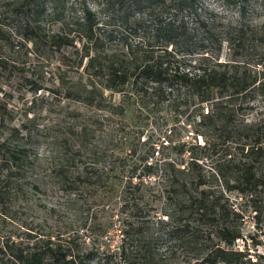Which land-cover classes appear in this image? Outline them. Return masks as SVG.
<instances>
[{
    "label": "trees",
    "instance_id": "16d2710c",
    "mask_svg": "<svg viewBox=\"0 0 264 264\" xmlns=\"http://www.w3.org/2000/svg\"><path fill=\"white\" fill-rule=\"evenodd\" d=\"M223 1L237 20L222 22L200 0L12 4L22 42L10 46L28 60L0 58V68L23 71L32 97L18 124L2 126L1 213L29 208L51 186L108 216L91 214V248L67 226L24 218L0 234V264H89L113 227L120 244L105 249V264L251 263L232 248L241 216L228 193L264 187V113L254 112L264 108V20L245 21L241 0ZM163 111L196 119L205 141L174 143ZM217 141L231 144L224 161Z\"/></svg>",
    "mask_w": 264,
    "mask_h": 264
},
{
    "label": "rangeland",
    "instance_id": "374dc122",
    "mask_svg": "<svg viewBox=\"0 0 264 264\" xmlns=\"http://www.w3.org/2000/svg\"><path fill=\"white\" fill-rule=\"evenodd\" d=\"M16 1L18 0H0V58L9 62H15L16 60L19 63L28 59L24 56V47L12 49L10 46L11 43L22 42L19 34L21 16H16L12 11V4ZM200 1L207 10H212L214 13L222 16L224 18L222 22L224 23L239 18V12L236 7L226 4L223 0ZM241 1V3L245 4V21L256 23L264 20V8L260 5L261 0ZM46 28L53 30L56 28V24L49 23ZM23 74V71L15 72L10 68H0V142L4 138V128L2 126L18 124V120L23 117V112L27 108V102L31 100L32 94L26 88H23L22 85ZM258 104L255 105L254 112L261 111L264 113V108L259 107ZM4 108L6 111L3 115L1 112ZM7 112L14 118L13 122L9 121L10 115H7ZM159 116L165 122L163 129L167 130V134H172L174 143L184 142L189 147L192 144H202V141H205L204 135L197 132L198 122L196 119L187 118V115L174 116L173 113H166V111L161 112ZM46 120H49V118L47 119V117L42 115L38 123L42 124ZM153 129V126H149L146 132H150ZM228 144L229 142L217 141L213 156L221 158V161H224L227 158L225 155L227 153V146L231 147V144ZM37 151L39 156H43L45 154L44 145H40ZM212 154L210 155V159H212ZM206 164H210L209 159H206ZM74 197L77 196L66 194L60 190L56 191V188H51V186L45 188L42 192L33 193L29 200V208L23 209L20 204L14 205L10 210L6 211V215H3L0 210V234L13 230L16 223L24 218H28L27 220L32 221L33 224H38L41 228L46 229V231L49 229L54 230L57 224L67 226L71 234L78 231L77 236L82 237L80 241L84 240L85 245L91 248L90 240L92 232L90 221L93 218L91 214L98 211L97 215H95L96 220L102 223L107 218L108 212L106 209H96L92 199L86 200L84 197V200H80L79 204L73 206L71 205V201ZM228 198L232 208L241 216L238 220L241 237L234 241L233 250L238 252L247 250L248 255L246 258H250L251 263L264 264V187L254 189L251 195L246 197L237 191H233L228 193ZM81 203H83V207H81ZM89 204H91L90 210H88ZM51 208L53 210H50ZM79 208L84 209V211L80 212ZM52 239L55 240V236ZM98 244L102 247L94 257L95 259L98 258L100 262L97 263L93 259L89 264H105L103 261L105 249H108L109 246L111 250H115L120 244L118 230L115 227L110 229V233L103 236ZM169 251L179 256L181 248L172 244L169 246ZM178 262L180 261L173 260V264H179ZM245 262V264H251L247 261Z\"/></svg>",
    "mask_w": 264,
    "mask_h": 264
}]
</instances>
